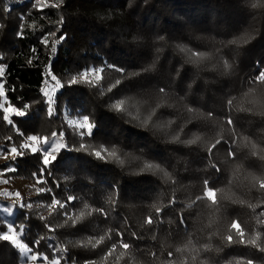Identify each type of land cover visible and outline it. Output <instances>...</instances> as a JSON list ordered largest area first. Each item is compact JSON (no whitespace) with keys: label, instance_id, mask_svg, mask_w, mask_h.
<instances>
[{"label":"trees","instance_id":"trees-1","mask_svg":"<svg viewBox=\"0 0 264 264\" xmlns=\"http://www.w3.org/2000/svg\"><path fill=\"white\" fill-rule=\"evenodd\" d=\"M0 66L6 98L25 112L0 108V185L46 181L23 200L34 224L20 236L40 262L264 264V83L253 82L264 69V0H0ZM90 68L103 69L98 82L70 83ZM66 115L87 116L92 136ZM33 135L63 145L50 165L20 148ZM205 180L215 204L200 198ZM53 198L65 207L50 210ZM9 229L0 220V235ZM23 261L0 240V264Z\"/></svg>","mask_w":264,"mask_h":264},{"label":"snow or ice","instance_id":"snow-or-ice-1","mask_svg":"<svg viewBox=\"0 0 264 264\" xmlns=\"http://www.w3.org/2000/svg\"><path fill=\"white\" fill-rule=\"evenodd\" d=\"M52 7L55 8V7H58V5L57 4H53ZM53 35H54V33H53ZM45 43H47V41H45ZM52 51L53 52L56 51V48L54 46L52 48ZM191 55H192V57H201L203 54L200 53V52H193ZM224 63H225V67H227L228 66L227 61H225ZM117 70L118 71H121V72L123 71V69H117ZM102 71H103V69L94 70V71H91V72L90 71H85L80 76H78L76 78H73L70 81V83L77 84V83L83 81L85 83L92 84V83H94L95 80H99L100 79L99 73L102 72ZM3 75H4V71H3L2 68H0V77H3ZM90 76L94 77V79H89ZM51 79L52 80H55L56 78H55V76H52ZM253 82L254 83L255 82L264 83V69H262L261 71H259L257 73V76L255 77V80ZM116 83L119 84L120 81H117ZM2 88H3V86L0 85V96H3L4 95V92H3ZM164 91L165 90L163 88L160 89V92L161 93H163ZM44 95L46 97H49V101L48 102H49V104H51L52 101H51V97H50L49 92H45ZM228 103L231 104V101H228ZM113 107L117 111H124V101H119V102L115 103L113 105ZM4 111L5 112H13V113H15L16 116H24L25 115V112L24 111L18 110L16 108H6V109H4ZM48 112H49V114H51L52 113V109L49 108L48 109ZM152 114L154 115V112ZM209 115H211V113H209ZM3 119L5 121H7L9 124H12L13 123V121L10 120L7 115H4L3 116ZM227 123L229 125H231L232 124V120L231 119H228ZM78 127L80 129H82V130H86V132L85 131H81L80 134L82 136L85 135V134L87 136H92V134H93V128L95 127V125H93L92 123H90L89 122V118L87 116H85L83 118V121L81 123H79ZM21 135H23V133H21ZM9 139H11V137H9ZM174 139H179V137L178 136L177 137H174ZM197 139H199V137H197ZM28 141H30V143L29 142H25V143H23V144L20 145V148L21 149H25V150H29L32 153L42 152L43 153V164L45 166L50 165L52 162H54L56 160V156L54 155V153L58 150L59 147H62L63 146V145H58L56 148H53L52 151H48L46 148L45 149H41L39 147V145L41 143H43L45 145H47L49 143L47 137H45V138H43V140H41L40 137L33 135V136L28 137ZM195 142H196L195 140L188 141V143H195ZM219 143H220V140H216V142L209 147V149H208L209 153H211L212 149H214L216 147V145L219 144ZM104 151L107 152L108 150L105 149ZM10 152L12 154H14V155H20V154H22L21 152L18 151V149L16 147H12L10 149ZM108 154L110 156H112V157H115L116 159H119V157L117 156V153H116L115 150L109 152ZM95 155L97 157L103 158V157H101V152H99V151L95 152ZM229 155H232V153L230 152ZM145 167L148 168V169H159L160 166L159 165H153V164L149 163V164H146ZM213 167H215V165H213ZM38 182L39 183H46V181H44L42 179H39ZM5 183H7V181H5ZM204 184H205L204 196L203 197H200V198L201 199H208V200H210L212 202V204H215L216 203V199H215L216 193H215V190L207 187V185H208V181L207 180L204 181ZM259 187L261 189H264V181H260L259 182ZM38 191L39 192H44L45 189L44 188H41ZM48 191H51V190L48 189ZM5 195H10V194L9 193H5ZM16 195L19 196L20 194L17 193ZM73 199L74 198L71 197V196L68 197V200H70V201L73 200ZM57 205H59L61 208H64L65 207V205L62 204L60 200L55 199V198H53L52 203L50 205H48V207H49L50 210H55V208H56ZM21 207H24V205H21ZM27 207L30 208L31 205L29 204V205H27ZM92 211H99V212L103 213V209H93ZM160 211H161V209H157V212L158 213ZM88 214H91V213L89 212ZM84 215H85V212L82 211L79 214V216H77L76 219L73 220V224H75L78 220L82 219L84 217ZM67 219L68 220H72V216H68ZM66 222L67 221H65V223ZM152 222L153 221H152V218L151 217H148L146 219V221H145V223H147V224H152ZM230 227L237 230L238 235L241 237L240 242L241 243H244L245 242L243 240L244 232L241 230V226H240L239 222L233 221V223L230 225ZM9 231L11 232V235H7V234L6 235H0V240L6 241V242H10L12 245L16 246L20 250V252H22L26 256L30 252H32V249L27 244L21 242V240L18 238V235H17L16 230L14 228H10ZM258 237H259V234H257V239H258ZM103 239H104L103 237H100L99 240L97 241V243L102 242ZM225 239L229 243H231L233 237L231 235H229ZM257 239H252L250 241V243L256 244L257 243ZM35 243H38V241L35 242ZM88 243L91 244L92 241L89 240ZM93 247H95V245H93ZM122 247L124 249H128L130 247V245L128 243H123L122 244ZM261 250L264 251V249H261ZM30 259L32 261H36L38 259V256L34 254V255H32L30 257ZM44 259H47V257L41 258V264H43V260ZM53 264H60V262H59V260H56V261L53 262ZM88 264H95V262L89 261ZM248 264H251V261H249Z\"/></svg>","mask_w":264,"mask_h":264},{"label":"rangeland","instance_id":"rangeland-1","mask_svg":"<svg viewBox=\"0 0 264 264\" xmlns=\"http://www.w3.org/2000/svg\"><path fill=\"white\" fill-rule=\"evenodd\" d=\"M94 70H97V69L90 68L85 71L91 72ZM99 75L101 79V72L99 73ZM2 78L3 77H0V85L3 86L2 90L4 92V97L0 105V108L4 111V109L6 108H13V107L10 105L8 99L6 98V89L4 87ZM89 79H94V77L90 76ZM99 80H95L94 82H98ZM59 90H60V83L56 79L48 82L45 85L43 93L49 92L51 101H52L51 106L52 104H54V100ZM46 99L47 101H49V97H46ZM5 113L9 117L15 114L13 112H5ZM55 114L56 113H54L53 115ZM49 115H52V114H49ZM82 121H83V118L81 117H71V116L66 115V122L71 127L80 129L78 125ZM48 141L49 143L47 145L41 143L39 147L41 149L46 148L48 151H52L53 148H56L58 145H62L61 142L57 138H53L51 140L48 139ZM27 142L30 143L28 139H27ZM59 150H61V147H59L56 152H58ZM56 152L54 153V155L56 154ZM5 161H8V157L5 153L0 151V163H3ZM5 181H7V183H5ZM38 190H39L38 182L33 183L28 180L12 179V178L9 179L8 177L3 178V182L0 185V220L7 223L10 228H14L16 230V233L19 239H20L21 233H24L25 231H27L34 224V220L31 219V217L27 214L25 210V205L23 204L24 203L23 200L24 198L27 199V198H31V197L38 195L39 194ZM5 193H9L10 195H5ZM17 193H19L20 195L17 196L16 195ZM29 204L30 203H28L27 205ZM21 205H24V207H21ZM7 235H11V232L9 231ZM32 255L33 254L31 253H29L27 256L24 255L23 264H41V262L38 259L36 261H32L30 259ZM53 262L49 263V262L43 261V264H53Z\"/></svg>","mask_w":264,"mask_h":264},{"label":"built area","instance_id":"built-area-1","mask_svg":"<svg viewBox=\"0 0 264 264\" xmlns=\"http://www.w3.org/2000/svg\"><path fill=\"white\" fill-rule=\"evenodd\" d=\"M0 68H2V67H0ZM3 69V71H4V68H2Z\"/></svg>","mask_w":264,"mask_h":264}]
</instances>
